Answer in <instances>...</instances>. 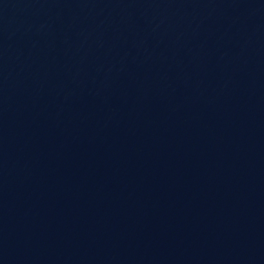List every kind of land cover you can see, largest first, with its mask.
<instances>
[{
  "label": "water",
  "instance_id": "obj_1",
  "mask_svg": "<svg viewBox=\"0 0 264 264\" xmlns=\"http://www.w3.org/2000/svg\"><path fill=\"white\" fill-rule=\"evenodd\" d=\"M0 264H264V0H0Z\"/></svg>",
  "mask_w": 264,
  "mask_h": 264
}]
</instances>
